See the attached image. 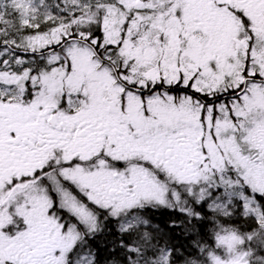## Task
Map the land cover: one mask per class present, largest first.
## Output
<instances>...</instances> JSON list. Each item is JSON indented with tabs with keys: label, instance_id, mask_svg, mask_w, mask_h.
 Listing matches in <instances>:
<instances>
[{
	"label": "snow or ice",
	"instance_id": "1",
	"mask_svg": "<svg viewBox=\"0 0 264 264\" xmlns=\"http://www.w3.org/2000/svg\"><path fill=\"white\" fill-rule=\"evenodd\" d=\"M0 264H264V0H0Z\"/></svg>",
	"mask_w": 264,
	"mask_h": 264
},
{
	"label": "trees",
	"instance_id": "2",
	"mask_svg": "<svg viewBox=\"0 0 264 264\" xmlns=\"http://www.w3.org/2000/svg\"><path fill=\"white\" fill-rule=\"evenodd\" d=\"M156 216L160 222H165L169 218V214L166 211L158 212V213H156ZM177 242L178 243H188V241H184L183 239H180ZM98 244L100 246L101 259L103 260L104 258H106L108 256V252L104 247V241L103 240L98 241Z\"/></svg>",
	"mask_w": 264,
	"mask_h": 264
}]
</instances>
